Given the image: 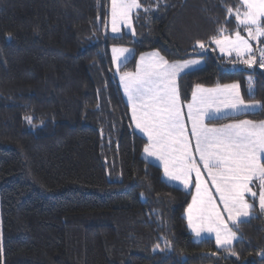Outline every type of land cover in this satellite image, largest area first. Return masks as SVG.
Masks as SVG:
<instances>
[{
	"label": "trees",
	"instance_id": "obj_1",
	"mask_svg": "<svg viewBox=\"0 0 264 264\" xmlns=\"http://www.w3.org/2000/svg\"><path fill=\"white\" fill-rule=\"evenodd\" d=\"M140 2L136 35L111 36L110 0H0V264H264V213L254 202L234 229L236 255L191 236L192 192L142 158L147 142L117 76L135 72L147 52L170 63L205 53L203 67L178 80L183 103L197 86L236 83L247 103L264 104V70L232 73L242 65L211 43L222 28L234 35L227 9L239 1ZM198 41L208 50L193 51ZM117 46L133 55L116 75ZM238 119L264 121V111L211 124Z\"/></svg>",
	"mask_w": 264,
	"mask_h": 264
},
{
	"label": "snow or ice",
	"instance_id": "obj_2",
	"mask_svg": "<svg viewBox=\"0 0 264 264\" xmlns=\"http://www.w3.org/2000/svg\"><path fill=\"white\" fill-rule=\"evenodd\" d=\"M141 8L140 0H110L111 32L121 34L123 25L135 36L133 12ZM227 13L235 16L237 30L229 35L222 28L211 43L221 54L235 53L233 67L240 64L264 68V0H239V5L229 7ZM240 28L247 32V38L241 35ZM250 41L257 42L255 49ZM196 48L208 50L199 41L193 51ZM112 51L119 72L118 61L128 49ZM200 63V60L170 63L158 53L148 60L141 56L135 72L123 73L120 82L132 120L147 136L144 152L161 162L167 180L177 181L185 189L195 188L187 209L189 227L196 237L202 233L214 235L217 248L236 255L231 248L238 239L234 229L251 217L254 208L246 197L258 199L259 209L264 213V121L238 119L219 127L209 125L221 116L234 119V114L264 111V104L247 103L238 84L214 89L197 86L191 101L183 103L178 80L183 78L182 73L187 75L186 70ZM251 83L249 77L250 86ZM27 119L31 123V118ZM202 172L207 173L206 179L202 178ZM257 186L258 191L254 190Z\"/></svg>",
	"mask_w": 264,
	"mask_h": 264
},
{
	"label": "crops",
	"instance_id": "obj_3",
	"mask_svg": "<svg viewBox=\"0 0 264 264\" xmlns=\"http://www.w3.org/2000/svg\"><path fill=\"white\" fill-rule=\"evenodd\" d=\"M239 1V0H238ZM214 46V45H213ZM213 50L215 51V48L213 47ZM131 53L128 51L127 53H125V56H124V59H126L129 55H130ZM145 55H143V54H141L140 56H144L145 58H146V60H148V59H151V58H154L155 56H153V55H148V54H146V53H144ZM204 55H205V53H204ZM204 55L203 56H196V57H193L194 59H198V60H200L201 61V63L198 65V66H195V67H193L192 69H190V70H186V72H191V71H194V70H197V69H200V68H202L203 67V65H204V63H205V59H204ZM139 56V57H140ZM146 56H149V57H146ZM257 56H258V53H257ZM130 57V56H129ZM132 57V56H131ZM130 57V58H131ZM220 57H225V58H236V57H233V56H220ZM190 60V59H189ZM189 60H185V61H178V62H186V61H189ZM121 61H124V60H121ZM138 62H140V61H138ZM124 64V63H123ZM138 64V63H137ZM137 64H136V66H137ZM120 65V64H119ZM122 65V64H121ZM120 67V66H119ZM262 70H264V68H262ZM183 74V73H182ZM181 74V75H182ZM118 80H119V83H120V87H121V91H122V94H123V97H124V99H125V101H126V103H127V105H128V107H129V110H130V118H131V121H132V126H133V130L138 134V135H140L141 137H143L145 140H146V142H147V144H148V139H147V136L146 135H144L142 132H140V130L139 129H137L136 128V126H135V123L133 122V120H132V116H131V107L129 106V104H128V100H127V96L124 94V88H123V85L121 84V82H120V78L118 77ZM232 84H236V83H232ZM228 85H231V84H228ZM225 85H223V86H217V87H224ZM217 87H214V88H217ZM202 88H204V87H202ZM214 88H205V89H214ZM190 101H191V98H190ZM189 101V102H190ZM251 103H254V102H251ZM185 111H186V109H185ZM256 111H258V109H255V110H253L251 113H254V112H256ZM237 115H239V114H234V116H237ZM222 118H225V117H223V116H221L219 119H222ZM206 123H207V121H206ZM233 123V122H232ZM190 125V123L188 124V126ZM210 125H212V124H210ZM209 125V126H210ZM146 144V145H147ZM146 147V146H145ZM144 155V150H143V152H142V156ZM143 158V157H142ZM145 160V159H144ZM160 168V167H159ZM161 169V168H160ZM162 178H163V175H162ZM194 179V178H193ZM163 180L167 183V184H169V185H171V186H174V187H178V188H180V189H182V190H184L185 192H192V197H193V195H195V188H194V186H192V187H190V188H188V189H185L184 187H183V185H181V184H179V182H177V181H169V180H167V178H163ZM209 184V187H210V190L214 193V190H213V188H211V184L210 183H208ZM192 197H191V201H190V203H189V205L192 203ZM248 199V198H247ZM217 202H218V199H217ZM188 205V206H189ZM188 206H187V208H186V210H185V212H184V219H185V221H186V223H187V229H188V232L191 234V236L195 239V240H203V239H211V240H213L214 241V243H215V237H214V235H212V236H209L207 233H202V236L201 237H196V235L194 234V232L192 231V229L189 227V225H188V219H187V209H188ZM221 207H222V205H220ZM224 215H226V214H224ZM229 226L231 227V223H229ZM233 243H234V241H233ZM233 245V244H232ZM231 245V246H232ZM215 246H216V243H215ZM217 247V246H216ZM219 250L220 249H222V248H218Z\"/></svg>",
	"mask_w": 264,
	"mask_h": 264
},
{
	"label": "rangeland",
	"instance_id": "obj_4",
	"mask_svg": "<svg viewBox=\"0 0 264 264\" xmlns=\"http://www.w3.org/2000/svg\"><path fill=\"white\" fill-rule=\"evenodd\" d=\"M134 11H135V10H134ZM107 23H108V32H109V35H111V36H120V35H122V34H132L131 30L128 29V28H125L123 25H121V34L116 35V34H113V33L111 32V25H110V9H109V13H108ZM242 36H244L245 38H247V32L245 31V34L242 35ZM250 42L252 43L253 48H254L255 45H257V42H256V41H250ZM213 45H214V44H212V46H213ZM213 47L215 48V52L217 53L218 56H229V55H227V54H221L220 50L216 47V45H214ZM262 47H264V45H262ZM113 48H116V49H121V48H123V49H128V51L131 53V54L129 55L130 57L133 55V50H132L131 48L118 47V46H117V47H111V48H110L111 59H112V63H113V66H114V71H115V73H116V71H117V64L113 62V55H114V54H113V51H112ZM148 53H149V54H148ZM146 54L155 56V54H157V52H154V51H153V52H147ZM158 54H159V53H158ZM200 54H201V53H200ZM143 55H145V54H143ZM258 55H259V54H258ZM124 56H125V54H123L122 56H120V59H119V61H118V63L120 64L119 66H121V64L125 63L126 61H128V60L130 59L129 56H128L126 59H124ZM159 56H160V54H159ZM231 56L236 57L235 53H233ZM140 57H141V56H140ZM140 57L137 58V63H138V64H139L138 61H140ZM146 57H149V56H146ZM161 57H162V56H161ZM121 60H124V61H121ZM188 60H189V59H188ZM190 60H198V59H197V58H196V59L191 58ZM172 63H173V62H172ZM177 63H179V62H177ZM242 66H244V65H242ZM253 67L256 68V69L258 68V69L262 70V68H260L258 65H254ZM117 74H118V72L116 73V75H117ZM121 75H122V74H121ZM121 75L118 74L117 76L120 78ZM239 115H240V114H239ZM210 126H216V127H219L218 125H210ZM220 126H222V125H220ZM188 127L190 128V125H189ZM142 157H143V159H145V160L148 161L149 163H152V164H154V165L160 167V168H161V171H162L163 178H164V179L166 178V177H164V173H163V165L161 164V162H160L159 160H157L155 157L148 156L145 152H144V155H143ZM193 178H194V174H193ZM202 178L206 179V178H207V173L202 172ZM193 180H194V179H193ZM208 183L211 184V181H208ZM213 190H214V192H215V189H214V188H213ZM254 190H257V191H258V186L255 187ZM246 198L250 199V200L252 201V203L254 202V203L257 205L258 209H259V206H258V199L254 201L250 196H249V197H246ZM217 199H218V197H217ZM220 207H221V206H220ZM221 208H222V207H221ZM259 210H260V209H259ZM252 215H253V213H251V216H252ZM225 217H226V215H225ZM248 219H249V218H248ZM229 223H230V222H229Z\"/></svg>",
	"mask_w": 264,
	"mask_h": 264
},
{
	"label": "water",
	"instance_id": "obj_5",
	"mask_svg": "<svg viewBox=\"0 0 264 264\" xmlns=\"http://www.w3.org/2000/svg\"><path fill=\"white\" fill-rule=\"evenodd\" d=\"M204 53L198 54V56H203ZM232 73H247L251 74L253 72V68H247L246 66H238L231 70Z\"/></svg>",
	"mask_w": 264,
	"mask_h": 264
}]
</instances>
